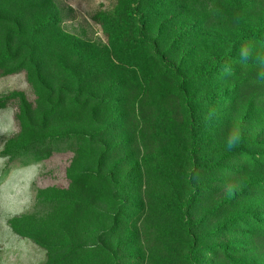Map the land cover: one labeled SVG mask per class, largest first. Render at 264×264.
<instances>
[{
  "label": "rangeland",
  "instance_id": "374dc122",
  "mask_svg": "<svg viewBox=\"0 0 264 264\" xmlns=\"http://www.w3.org/2000/svg\"><path fill=\"white\" fill-rule=\"evenodd\" d=\"M0 264H264V0H0Z\"/></svg>",
  "mask_w": 264,
  "mask_h": 264
},
{
  "label": "clouds",
  "instance_id": "9594fccd",
  "mask_svg": "<svg viewBox=\"0 0 264 264\" xmlns=\"http://www.w3.org/2000/svg\"><path fill=\"white\" fill-rule=\"evenodd\" d=\"M240 139V134L238 131H234L233 133L230 134L228 140H227V147L229 149L233 148L239 141Z\"/></svg>",
  "mask_w": 264,
  "mask_h": 264
},
{
  "label": "trees",
  "instance_id": "16d2710c",
  "mask_svg": "<svg viewBox=\"0 0 264 264\" xmlns=\"http://www.w3.org/2000/svg\"><path fill=\"white\" fill-rule=\"evenodd\" d=\"M120 56H121V55H120ZM120 56H119V57H120ZM119 60H120V59H119Z\"/></svg>",
  "mask_w": 264,
  "mask_h": 264
}]
</instances>
